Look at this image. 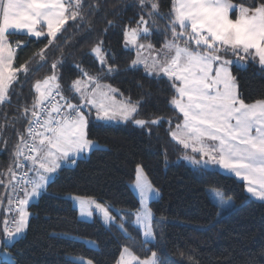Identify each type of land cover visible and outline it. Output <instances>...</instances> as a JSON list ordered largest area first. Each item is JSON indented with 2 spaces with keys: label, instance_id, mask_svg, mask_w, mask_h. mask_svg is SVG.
<instances>
[{
  "label": "snow or ice",
  "instance_id": "obj_1",
  "mask_svg": "<svg viewBox=\"0 0 264 264\" xmlns=\"http://www.w3.org/2000/svg\"><path fill=\"white\" fill-rule=\"evenodd\" d=\"M126 7L136 9L134 17L119 26L115 18H122ZM101 14L114 19H104L99 37L85 53L98 67L92 72L76 62L75 78L64 84L65 49L74 46L76 36L93 31ZM118 26L123 50L135 54L123 68L104 38ZM70 27L74 32L65 35ZM33 38L47 43L17 66L18 50ZM51 48L59 55L50 63V74L33 83L28 102L16 86L22 89L30 74L48 65ZM249 66L264 74V0H171L167 13L161 12L160 0H116L110 8L108 0H0V152L7 149L8 129L16 137L6 168H0V251L26 239L33 215L30 206L43 197L61 198L49 191L61 170L75 168L92 151L105 150L90 134L112 123L132 125L150 142L153 130L167 123V134L181 148L178 159L200 173L218 168L239 178L252 198L264 202V98L246 103L238 79ZM141 71L163 87L153 93L137 81L141 93L133 100L105 83L121 73ZM164 91L165 107L172 115L149 113L141 118L145 107ZM13 95L16 105L10 114L6 109L13 107ZM156 139L159 144L158 135ZM164 157L167 166L166 149ZM129 187L138 197L134 210L113 208L90 196L62 198L78 207L82 219H91L95 212L106 231L115 229L118 239L132 242L121 245L116 264H167L158 251L147 247L159 245L166 217L156 221L149 207L160 192L142 163L136 164L135 182ZM207 195L220 209L218 216L235 207L217 188ZM129 227L142 235L141 251L150 255L136 254ZM85 243L98 249L94 241ZM25 251L17 249L15 255ZM3 255L7 264H20L10 252ZM70 259L72 264H94L82 256Z\"/></svg>",
  "mask_w": 264,
  "mask_h": 264
},
{
  "label": "trees",
  "instance_id": "obj_2",
  "mask_svg": "<svg viewBox=\"0 0 264 264\" xmlns=\"http://www.w3.org/2000/svg\"><path fill=\"white\" fill-rule=\"evenodd\" d=\"M115 3L116 0H108V8ZM160 3L161 12L167 13L171 0H160ZM135 11L136 9L126 7L123 17L115 18L118 25L122 26L130 17H134ZM104 19L114 17L111 14H101L94 20L93 31L76 36L74 46L65 49L67 60L61 69L64 84L75 78L72 69L74 63L82 62L92 72L98 67L93 64V57L86 56L85 53L99 37L100 30L105 26ZM71 23L69 21V25ZM119 26L110 30L104 38L105 45H110L117 54V62L123 68L134 57V53L126 54L123 50ZM160 26L163 27V23ZM72 32L74 29L70 27L65 35H71ZM46 43V40L41 43L33 38V43L18 50L17 66ZM59 43L63 45V40ZM57 55V50L51 48L48 52V65L34 75L30 74L22 89L19 85L16 86V91L21 92L28 102L33 94V83L50 74V63ZM238 79L245 102L264 98V74L249 66L247 71L238 74ZM21 80H24L23 75ZM137 81L144 84L145 90L150 89L153 93L163 87L154 80L145 78L142 71L135 74L121 73L105 82L119 88L126 96L131 95L135 100L141 93V89L136 87ZM166 97L167 92H161L158 101L153 99L145 107L141 118L149 113L172 115L165 107ZM12 103L13 107L6 109L10 114L14 113L15 95ZM167 128L168 124L165 123L163 127L154 129L151 142L142 130L124 123H112L103 128L92 129L90 138L97 140L105 150L92 151L87 159L78 161L75 168L60 171L49 191L61 198L43 197L38 205L29 207V212L33 215L26 239L20 241L15 248L7 249L8 252L20 264H72L70 258L80 256L92 259L94 264H115L122 250L121 245L132 242L122 237L118 239L119 233L115 229L112 233L106 231L96 216L91 220L79 218L72 201L62 197L70 193L92 196L114 207L134 210L139 202L129 186L135 177L136 164L142 163L149 180L160 192L159 199L150 201L149 207L152 208L156 221L162 216L166 217V222L160 226L163 236L157 237L159 245L150 244L147 247L158 251L167 264H192V261L196 264H264V202L248 198L243 182L236 177L217 170L200 173L178 159L181 148L175 141H171ZM157 135L160 137L159 144ZM4 138L7 139V149L0 152V168H6L9 152L16 140L11 129L4 133ZM209 187L220 189L224 195L239 203V206L214 221L218 207L207 195ZM0 191H3L2 187ZM197 224L203 227H197ZM128 230L134 237L136 254L142 258L150 255V252L141 251L142 235L131 227ZM79 237L93 239L98 249H91ZM17 249L26 251L22 256H16ZM0 264H7V260L0 261Z\"/></svg>",
  "mask_w": 264,
  "mask_h": 264
},
{
  "label": "rangeland",
  "instance_id": "obj_3",
  "mask_svg": "<svg viewBox=\"0 0 264 264\" xmlns=\"http://www.w3.org/2000/svg\"><path fill=\"white\" fill-rule=\"evenodd\" d=\"M135 55V54H134ZM106 83V82H105ZM115 87V86H114ZM252 102H254V101H252ZM246 103H250V102H246ZM89 155V154H88ZM180 160H183V159H180ZM184 161V160H183ZM184 162H186L187 164H188V162L187 161H184ZM189 165V164H188ZM189 166H191V165H189ZM192 167V166H191ZM214 170H217V171H220V172H222V173H225V172H223V171H221L220 169H214ZM146 173V172H145ZM225 174H227V173H225ZM149 179V178H148ZM237 179H239V178H237ZM240 180V179H239ZM134 182H135V177H134V179L130 182V185H132V184H134ZM210 188H214V187H209L208 189H207V192H208V190L210 189ZM220 190V189H219ZM221 191V190H220ZM133 192V191H132ZM134 193V192H133ZM247 193V192H246ZM69 195H75V196H82V195H78V194H72V193H70V194H67V196H69ZM134 195L137 197V195L134 193ZM66 196V197H67ZM247 196H248V198H252L248 193H247ZM84 197H89V196H84ZM90 197H92V196H90ZM94 199H96L98 202H100V203H103V204H108L107 202H103V201H100V200H98L97 198H95V197H93ZM228 198H231V200L234 202V204H235V207H234V209L235 208H237L238 206H239V203H237L232 197H229V196H226L225 195V199H228ZM137 199H138V197H137ZM252 199H254V198H252ZM73 203V202H72ZM149 203H150V201H149ZM110 205V204H109ZM112 206V205H111ZM113 208H118V207H114V206H112ZM139 207V206H138ZM76 209H77V211H78V216H79V218H81L80 217V214H79V209H78V207H76ZM118 209H121V208H118ZM233 209V210H234ZM29 210V209H28ZM220 211V209L218 208V211H217V213ZM217 213L215 214V216H214V221H217V220H219V219H221L222 217H224V216H226L228 213H224V214H221V215H217ZM113 214H115V213H113ZM94 216H96V213L94 212V215H93V217ZM92 217V218H93ZM91 218V219H92ZM82 219V218H81ZM83 219H85V220H91V219H87V218H83ZM0 228H2V222L0 223ZM197 227H203V225H199V224H197L196 225ZM79 238H81L83 241H94L93 239H90V238H84V237H79ZM95 242V241H94ZM96 243V242H95ZM3 251H8L7 249H4ZM3 251H0V261H2V260H6V258L4 257V255H3ZM142 258V257H141ZM119 259V258H118ZM85 260H87V258H85ZM116 264V263H115Z\"/></svg>",
  "mask_w": 264,
  "mask_h": 264
}]
</instances>
